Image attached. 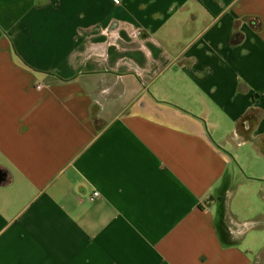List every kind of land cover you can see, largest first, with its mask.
I'll return each instance as SVG.
<instances>
[{"label":"crops","instance_id":"0c3cea01","mask_svg":"<svg viewBox=\"0 0 264 264\" xmlns=\"http://www.w3.org/2000/svg\"><path fill=\"white\" fill-rule=\"evenodd\" d=\"M0 173V264H264V0H0Z\"/></svg>","mask_w":264,"mask_h":264},{"label":"rangeland","instance_id":"374dc122","mask_svg":"<svg viewBox=\"0 0 264 264\" xmlns=\"http://www.w3.org/2000/svg\"><path fill=\"white\" fill-rule=\"evenodd\" d=\"M236 168L238 169L239 178L247 177L248 172L245 168L240 164H236ZM261 235L264 236V232H250L245 236L244 247L247 256L252 260L258 254V252L264 248V238L261 240ZM260 253V252H259ZM262 253V252H261ZM260 253V254H261ZM262 257V255H261Z\"/></svg>","mask_w":264,"mask_h":264},{"label":"trees","instance_id":"16d2710c","mask_svg":"<svg viewBox=\"0 0 264 264\" xmlns=\"http://www.w3.org/2000/svg\"><path fill=\"white\" fill-rule=\"evenodd\" d=\"M255 20L258 21V19H255ZM240 37H241L240 34L235 33V34H233V36L231 37L230 42H231L232 44H235V43L238 42V40L240 39Z\"/></svg>","mask_w":264,"mask_h":264},{"label":"built area","instance_id":"2783aa9c","mask_svg":"<svg viewBox=\"0 0 264 264\" xmlns=\"http://www.w3.org/2000/svg\"><path fill=\"white\" fill-rule=\"evenodd\" d=\"M97 197H99V193H98V192H94V193L92 194L91 200H93V199H95V198H97Z\"/></svg>","mask_w":264,"mask_h":264},{"label":"water","instance_id":"95a60500","mask_svg":"<svg viewBox=\"0 0 264 264\" xmlns=\"http://www.w3.org/2000/svg\"><path fill=\"white\" fill-rule=\"evenodd\" d=\"M3 179V175L0 173V181H2Z\"/></svg>","mask_w":264,"mask_h":264}]
</instances>
